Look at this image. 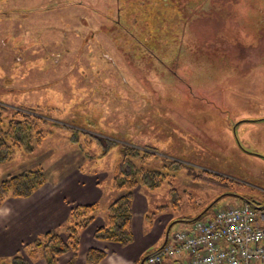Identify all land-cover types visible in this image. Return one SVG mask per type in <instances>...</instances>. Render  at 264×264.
<instances>
[{
	"label": "rangeland",
	"instance_id": "obj_1",
	"mask_svg": "<svg viewBox=\"0 0 264 264\" xmlns=\"http://www.w3.org/2000/svg\"><path fill=\"white\" fill-rule=\"evenodd\" d=\"M170 35L190 51L176 83L134 41L159 50ZM198 44L212 62L194 56ZM0 105L5 115L33 109L48 120L33 152L18 149L0 165V181L38 166L48 179L80 168L99 174L103 193L114 191L118 143L158 155L152 164L186 165L173 179L178 205L153 217L168 220L161 235V223H146L127 248L134 257L144 248L140 264L169 224L168 241L224 193L264 204V120L233 130L264 117V0H0ZM168 190L134 194L146 196L150 215L169 205ZM242 201L223 195L200 219Z\"/></svg>",
	"mask_w": 264,
	"mask_h": 264
},
{
	"label": "trees",
	"instance_id": "obj_2",
	"mask_svg": "<svg viewBox=\"0 0 264 264\" xmlns=\"http://www.w3.org/2000/svg\"><path fill=\"white\" fill-rule=\"evenodd\" d=\"M169 24L174 27L177 25V23L174 24L172 19ZM170 32L174 33V31ZM172 37L174 35H170L169 40L166 41L168 45L163 43L164 46L159 50H156L155 42H152L151 47L147 50V44L142 46L138 42V38L134 39V41L140 49L143 48L141 51L144 55H149L158 62V66L166 72L167 79L176 83V81L180 82L181 80L179 74L190 69V63L187 61L190 51L186 42L181 41L180 38L177 39V42H174L176 38ZM150 38H152V41L157 39L155 36ZM171 39L173 40L170 42ZM173 43L175 44L172 45ZM179 43L181 47L178 46ZM198 48H201L202 51L201 53L197 51L198 54L194 56L199 61H202L204 65L212 62L211 58L213 55L209 57L205 53L207 48L199 44ZM185 49L187 52L184 53ZM209 51L213 52L210 49L206 52L209 53ZM216 58L227 59L225 57ZM239 64L241 65L240 62ZM174 69H177L179 74ZM186 94L188 96V93ZM5 110L0 105V165L11 162L14 158V152L18 149H23L30 153L33 152L34 147L39 146L45 138L46 133L43 130V125L48 123V120L35 114L38 113L37 110H13L9 115H5ZM75 131V129L72 130V132L76 133ZM83 135L88 137L89 142L94 141L100 144L96 136L90 133H84ZM72 141L76 142L78 140L72 139ZM117 146L118 161L113 170L110 187L111 190L118 192L119 195L106 207L104 222L95 229L94 237L119 245H127L133 241L132 201L135 189L137 187H145L150 191H155L163 185L169 186V205L157 206L155 211L150 215H146L147 221L152 222L153 217L159 212L170 206L178 205L179 199L177 190L173 186V179L177 170L186 167V165L168 158H163L159 164H152L153 159L158 158V155L127 144L118 143ZM103 148V152H107L106 150H109L110 146L106 149L105 147ZM80 150H82V146H80ZM199 179H203L201 175ZM45 181V171L41 166L8 174L0 181V206L8 197L20 198L32 195L44 185ZM100 209L101 207L98 203L72 204L65 224L64 235L57 231H48L41 237L26 244L23 253L15 254L7 262H0V264H30L31 260L38 258L45 260L47 264H55L58 257L67 252L72 253V259L69 262L72 264L78 256L80 232L95 221ZM106 254L105 250L89 248L85 253V260L89 264H95L102 260Z\"/></svg>",
	"mask_w": 264,
	"mask_h": 264
},
{
	"label": "crops",
	"instance_id": "obj_3",
	"mask_svg": "<svg viewBox=\"0 0 264 264\" xmlns=\"http://www.w3.org/2000/svg\"><path fill=\"white\" fill-rule=\"evenodd\" d=\"M99 178L98 173L84 174L80 168H77L75 171L58 174L51 179H48L46 175L44 185L28 197L6 198L0 206V262H7L15 254L23 253L26 244L48 231H57L64 235L72 204L99 203L101 209L97 218L80 232L78 256L72 264H89L85 260V253L89 248L102 249L107 253L95 264L138 263L141 250L144 248L135 252L134 257L133 254L129 255L127 250L131 243L119 245L94 237L95 229L104 222L106 207L119 195L118 192L110 190L103 193ZM149 205L146 196L141 198L138 194H134L132 201L133 238L137 230L141 231L146 227V223L151 228L155 222L156 224L161 223L160 235L167 224L168 220L161 222L160 215L152 222L147 221ZM188 226L189 224L185 227ZM70 259H72V253L67 252L60 255L55 264H70ZM30 264L47 263L38 258L31 260Z\"/></svg>",
	"mask_w": 264,
	"mask_h": 264
},
{
	"label": "built area",
	"instance_id": "obj_4",
	"mask_svg": "<svg viewBox=\"0 0 264 264\" xmlns=\"http://www.w3.org/2000/svg\"><path fill=\"white\" fill-rule=\"evenodd\" d=\"M146 263L264 264V204L253 201L217 209L176 231Z\"/></svg>",
	"mask_w": 264,
	"mask_h": 264
},
{
	"label": "water",
	"instance_id": "obj_5",
	"mask_svg": "<svg viewBox=\"0 0 264 264\" xmlns=\"http://www.w3.org/2000/svg\"><path fill=\"white\" fill-rule=\"evenodd\" d=\"M261 120H264V117H257V118H244V119H240V120H238V122H236V123H234L233 125V130L237 127V125L239 124V123H241L242 121H254V122H257V121H261ZM234 132V135H235V131H233ZM235 140H236V142H237V144H238V147H239V149H241V147L239 146V141L236 139V136H235ZM242 150V149H241ZM243 151V150H242ZM245 152V151H244ZM223 195H231V196H234V197H237V198H241L243 201H245V202H247V203H249V204H252L253 202L252 201H250V200H248V198H244V197H242V196H240V195H236V194H233V193H231V192H227V193H224ZM223 195H221V196H218L216 199H214L213 201H211L200 213H198L196 216H194V217H192L191 219H187V220H183V221H195V220H197V219H199V218H201L206 212H208V209L218 200V199H220ZM262 207V206H261ZM174 222H179V220H175ZM170 226H171V224H169V226H168V229H167V231H166V236H165V240H164V242L162 243V245L159 247V248H161L165 243H166V241H167V236H168V230L170 229ZM158 248V249H159ZM158 249H156L155 251H157ZM150 255V254H149ZM147 258V256L140 262V264H144V262H145V259Z\"/></svg>",
	"mask_w": 264,
	"mask_h": 264
},
{
	"label": "flooded vegetation",
	"instance_id": "obj_6",
	"mask_svg": "<svg viewBox=\"0 0 264 264\" xmlns=\"http://www.w3.org/2000/svg\"><path fill=\"white\" fill-rule=\"evenodd\" d=\"M249 199V198H248Z\"/></svg>",
	"mask_w": 264,
	"mask_h": 264
}]
</instances>
